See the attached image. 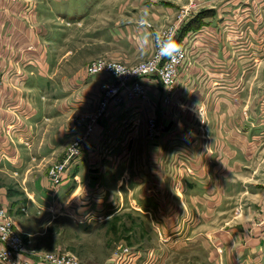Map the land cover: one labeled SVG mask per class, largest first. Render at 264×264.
I'll list each match as a JSON object with an SVG mask.
<instances>
[{
    "label": "crops",
    "instance_id": "0c3cea01",
    "mask_svg": "<svg viewBox=\"0 0 264 264\" xmlns=\"http://www.w3.org/2000/svg\"><path fill=\"white\" fill-rule=\"evenodd\" d=\"M105 1L110 0H0V180H13L10 183L15 184L26 201L25 211L34 216L58 212L76 223L91 224L98 218L110 219L117 210L131 204L146 211L155 205L162 209L176 206V210L177 206H186L205 215L202 221L205 227L211 217V206H221L222 190L220 185L214 187L211 180L227 176L233 164L236 174L243 172L247 159L246 125H250L251 131V140L246 142L250 141L253 152L254 149L259 152L264 142V39L260 37L264 31V0H236L239 5L235 14L240 21L237 32H241L242 46L248 44L244 38L251 31L256 41L251 47L263 54L259 52L257 58L237 61L234 88L229 90L228 76L221 74L217 88L206 90L210 84L200 86L201 76H192L189 69L179 79L178 93L166 102L160 81L145 79L146 99L111 105L82 155L54 188L48 177L49 168L62 160L69 144L82 134L71 122L72 116L96 107L108 78L83 75V71L68 74L67 37L66 32L62 34L66 28L53 27V19L90 17L89 13ZM187 2L175 0V17ZM208 24L203 19L199 31H208ZM192 30L183 36L185 40ZM202 50L207 49L203 46ZM221 63L223 68L227 67V62ZM249 79L251 124H245L248 110L243 107V96ZM195 96L201 100L199 105L204 100L201 104L206 107L192 106ZM211 97L219 105V111L216 108L213 111L215 116L219 115L215 124L218 135L206 141L201 130L211 110L207 107V99ZM233 100L236 122L229 125L228 116L233 112L227 104ZM153 118L157 130L150 140L148 121ZM192 132L199 138H192ZM8 189L0 187V202L6 205L11 204L4 197ZM151 193L156 195L155 205L148 198ZM133 196L138 198L133 201ZM182 219V223L178 220L172 228L175 234L161 237L172 250L129 252L124 256L125 264H157L153 259L171 260L185 255L189 258L184 248L197 242L193 234L196 223L189 216L183 215ZM17 226L24 239L25 233L35 235L25 232L23 223ZM258 235L259 240L264 232L260 230ZM202 241L209 242L204 236L198 242ZM28 248L38 253L44 251L29 244ZM207 250L205 256L214 259L217 254L210 247ZM220 257L223 264L264 259V255L257 257L251 251L237 248Z\"/></svg>",
    "mask_w": 264,
    "mask_h": 264
},
{
    "label": "rangeland",
    "instance_id": "374dc122",
    "mask_svg": "<svg viewBox=\"0 0 264 264\" xmlns=\"http://www.w3.org/2000/svg\"><path fill=\"white\" fill-rule=\"evenodd\" d=\"M221 1L224 0H189L187 4L181 5L183 8L178 10L175 17V0H114V3L110 0L101 3L96 11L90 12V17L69 20L53 19V27L61 30L66 28L62 34L66 32L69 75H75L80 71H83V75L87 74V66L96 60L120 62L126 67H134L147 62L153 57L159 40L164 38L167 32L174 31L169 53L183 48L186 51V58L178 68L175 90L170 95H165V101L168 102L178 93L179 79L187 70L190 69L193 72L192 76H201L202 85L200 86L210 84L206 90L209 88L212 90L214 86L217 88L216 85H219L221 79L219 76L226 75L230 90L235 86L237 61L258 57L260 51L251 47V44L256 42L253 40L251 31L244 38L248 43L245 46H242L241 32L239 31V34L237 32V23L239 24L240 21L236 19L235 11L239 3L236 0H229L221 4ZM220 14L224 17H220ZM198 16L203 17L198 19ZM203 19H207L209 28L208 31L203 29L204 31L200 32ZM247 20L250 19L247 18ZM190 28H193V32L185 40L183 36L190 31ZM262 32L264 31H261L260 37L264 39ZM203 46L207 50H202ZM241 47L244 48L241 49ZM262 54L263 52L259 53V55ZM221 61L225 64L227 62L226 68L222 67ZM196 81L199 82L198 79ZM197 82L196 86L199 85ZM162 89L165 94L163 85ZM192 98L194 103L191 104L192 106L198 104V106L206 107L205 104H201L204 100L199 105L201 100L196 96ZM101 99L102 94L93 110L72 116V119L91 114L98 108ZM251 100L249 79L246 81L243 96V107L248 110L244 116L245 124H251ZM227 105L233 112L228 116L227 122L230 125L236 122L235 111H233L234 100ZM207 107L211 110L205 116L206 126L201 130L206 141L214 140L218 135L215 124L219 118V115L213 114L215 108L219 111V105L213 97L207 99ZM152 120L156 121L155 118L149 121ZM149 121L147 136L152 140L157 125L151 133ZM246 127L248 130L244 131V140L247 145L245 147L247 159L243 163V172L236 174L233 164L231 165L232 171L228 169L227 176H222L220 180H211L214 187L220 185L222 190L219 196L221 206H211V217L207 218L209 221L205 227L202 224L205 215L201 211L193 212L186 206H177L178 210L176 206H164L162 209L155 205L157 200L154 193H151L148 198L151 197V202L155 206H149L147 211L140 210L139 206L137 208L131 204L132 206L117 210L110 219L98 218L91 224L76 223V220L72 221L59 216L58 212L34 216L31 212L25 211L26 201L16 190L15 184L10 183L13 181L11 179L0 180V187H9L7 196L4 197L11 202L9 205L0 202V210L5 209L16 226L17 223H23L25 232L35 234L23 233L27 246L29 244L37 249L44 248V251L40 250L43 252H66L76 256L84 264H125L123 259L129 252L172 250V248H167L161 237L175 234L171 232L172 228L178 220L181 223L184 221L181 220L183 215L192 218L191 221L194 218L196 223L193 234L197 242L184 248L189 258L185 255L184 258L171 260L153 259L157 264L170 262L172 264H223L220 255L224 256L227 251H235L236 248L240 251H251L257 257L259 254L264 255V236L258 240L260 230L264 232V142L259 152L257 149L253 152L250 141L246 142V140H251L250 125ZM220 133L225 135L224 131ZM192 134V138H199L194 136V132ZM137 198L138 196H133L132 200L135 201ZM203 236L207 237L209 242H198ZM220 240L222 241L219 242ZM257 242L258 245H256ZM209 247L214 254H217L214 259L205 256L204 252H207ZM247 264H264V259L254 258Z\"/></svg>",
    "mask_w": 264,
    "mask_h": 264
},
{
    "label": "built area",
    "instance_id": "2783aa9c",
    "mask_svg": "<svg viewBox=\"0 0 264 264\" xmlns=\"http://www.w3.org/2000/svg\"><path fill=\"white\" fill-rule=\"evenodd\" d=\"M173 35L174 31L167 32L157 43L153 57L137 66L126 67L120 62L105 60H96L87 66V75L103 76L108 80L102 86V99L98 108L87 116L73 120L74 126L81 130L82 134L68 146L62 160L49 170L48 177L54 188L62 183L64 174L82 155L89 136L99 121L106 116L111 104L120 106L130 101L146 99L143 81L147 78L158 79L166 96L175 90L178 68L186 58V51L178 48L169 53ZM156 125L155 120L149 121L151 133L156 129ZM0 263L84 264L76 256L66 252L30 251L22 233L5 209L0 210Z\"/></svg>",
    "mask_w": 264,
    "mask_h": 264
},
{
    "label": "trees",
    "instance_id": "16d2710c",
    "mask_svg": "<svg viewBox=\"0 0 264 264\" xmlns=\"http://www.w3.org/2000/svg\"><path fill=\"white\" fill-rule=\"evenodd\" d=\"M202 17H203V16H198V19H199V18H202ZM191 29H193V28H190V30H191Z\"/></svg>",
    "mask_w": 264,
    "mask_h": 264
}]
</instances>
